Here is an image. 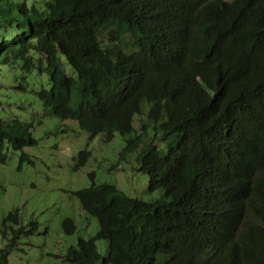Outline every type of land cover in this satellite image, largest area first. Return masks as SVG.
I'll return each instance as SVG.
<instances>
[{"label":"trees","instance_id":"16d2710c","mask_svg":"<svg viewBox=\"0 0 264 264\" xmlns=\"http://www.w3.org/2000/svg\"><path fill=\"white\" fill-rule=\"evenodd\" d=\"M10 26L0 68L29 71L38 55L41 103L89 141L118 134L120 160L139 149L137 171L160 192L140 201L89 174L71 195L98 229L68 264H264V0H0V30ZM35 145L28 125L0 120V164L6 146L20 152L17 169L32 164L22 150ZM89 156L79 151L73 170ZM18 223L9 213L4 233ZM35 228L10 229L11 240ZM62 230L73 234V221Z\"/></svg>","mask_w":264,"mask_h":264},{"label":"rangeland","instance_id":"374dc122","mask_svg":"<svg viewBox=\"0 0 264 264\" xmlns=\"http://www.w3.org/2000/svg\"><path fill=\"white\" fill-rule=\"evenodd\" d=\"M12 1L25 3L30 8L40 6L45 0ZM15 33L14 26L1 29L0 41L10 40ZM34 56V66L29 71L21 69V61L0 68V120H17L28 125L36 140L35 146L22 150L32 164L24 162L19 169L20 152H14L8 146L3 152L5 162L0 164V253H5L7 264H68L65 260L67 250L75 247L80 238H92L98 229L96 219L86 215L78 200L71 195L91 185L89 174H94L95 184H113L127 196L140 201L157 200L160 192H150L148 177L137 171L139 149L120 160L124 142L118 134L108 143L103 142L101 135L89 141L87 133L75 121L55 116L41 103L36 93L48 89L49 80L45 72L40 71L44 62L39 63V56ZM60 62L63 71L74 76L63 57ZM142 108L146 112L147 105L143 104ZM137 123L138 117L135 116V129ZM83 149L90 156L74 171L76 156ZM14 211L18 212L19 223L17 226L6 224L4 233L3 220ZM65 219L72 220L75 225L71 235L62 230ZM32 221L36 223L35 232L19 235L13 242L10 229L23 227L27 231ZM95 245L100 257H105L106 241L97 240Z\"/></svg>","mask_w":264,"mask_h":264},{"label":"bare ground","instance_id":"6f19581e","mask_svg":"<svg viewBox=\"0 0 264 264\" xmlns=\"http://www.w3.org/2000/svg\"><path fill=\"white\" fill-rule=\"evenodd\" d=\"M87 26V25H86Z\"/></svg>","mask_w":264,"mask_h":264}]
</instances>
